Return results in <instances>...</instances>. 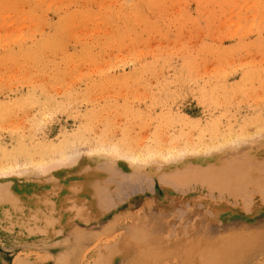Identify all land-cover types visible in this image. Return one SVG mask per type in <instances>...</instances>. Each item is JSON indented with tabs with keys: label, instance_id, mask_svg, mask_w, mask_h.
Listing matches in <instances>:
<instances>
[{
	"label": "rangeland",
	"instance_id": "1",
	"mask_svg": "<svg viewBox=\"0 0 264 264\" xmlns=\"http://www.w3.org/2000/svg\"><path fill=\"white\" fill-rule=\"evenodd\" d=\"M0 264H264V0H0Z\"/></svg>",
	"mask_w": 264,
	"mask_h": 264
},
{
	"label": "bare ground",
	"instance_id": "2",
	"mask_svg": "<svg viewBox=\"0 0 264 264\" xmlns=\"http://www.w3.org/2000/svg\"><path fill=\"white\" fill-rule=\"evenodd\" d=\"M45 38H46V37H45ZM171 49H172V48H171ZM236 52H237V51H236ZM48 56H49V55H48ZM84 74H85V73H84ZM262 90H263V89H262ZM47 112H48V111H47ZM5 123H6V122H5ZM35 125H36V124H35ZM38 130H39V129H38ZM198 134H199V133H198ZM207 134H208V133H207ZM77 137H78V136H77ZM155 142H156V141H155ZM118 143H119V142H118ZM112 144H113V143H112ZM27 146H28V145H27ZM39 146H40V145H39ZM39 146H38V147H39ZM102 147H103V146H102ZM113 147H114V146H113ZM113 147H112V148H113ZM192 147H193V146H192ZM118 149H120V148H118ZM96 150H97V149H96ZM114 150H115V149H114ZM147 150H148V149H147ZM147 150H146V151H147ZM149 150H150V149H149ZM115 151H116V150H115ZM98 152H99V151H98ZM124 152H125V151H124ZM131 152H132V151H131ZM115 155H116V154H115ZM61 156H62V155H61ZM70 156H71V155H70ZM58 157H59V156H58ZM43 159H44V158H43ZM62 159H63V158H62ZM59 160H60V159H59ZM13 163H14V162H13ZM36 164H37V163H36ZM42 164H43V163H42ZM27 166H28V165H27ZM237 166H238V165H237ZM21 168H22V167H21ZM214 168H215V167H214ZM38 169H39V168H38ZM219 169H220V168H219ZM27 170H28V169H27ZM209 170H210V169H209ZM217 170H218V169H217ZM216 172H218V171H216ZM19 173H20V172H19ZM19 173H18V174H19ZM14 174H15V173H14ZM16 174H17V173H16ZM213 174H214V173H213ZM224 174H225V173H224ZM226 174H227V173H226ZM238 174H239V173H238ZM6 175H7V174H6ZM216 175H217V174H216ZM248 175H249V174H248ZM196 178H197V177H196ZM219 179H220V178H219ZM227 181H228V180H227ZM205 183H206V182H205ZM243 186H244V185H243ZM244 188H245V187H244ZM244 188H243V189H244ZM244 195H245V194H244Z\"/></svg>",
	"mask_w": 264,
	"mask_h": 264
}]
</instances>
